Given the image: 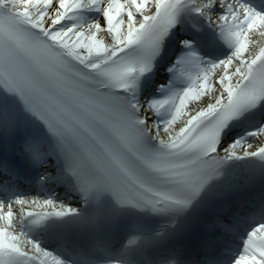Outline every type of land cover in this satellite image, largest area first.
Wrapping results in <instances>:
<instances>
[{
	"label": "snow or ice",
	"instance_id": "snow-or-ice-1",
	"mask_svg": "<svg viewBox=\"0 0 264 264\" xmlns=\"http://www.w3.org/2000/svg\"><path fill=\"white\" fill-rule=\"evenodd\" d=\"M100 2L87 0L93 5ZM102 2L104 21L68 27L62 22L73 10L85 6L84 0H0V8L7 9L0 12V87L16 93L61 145L81 154L99 173L96 179L122 202L133 203L143 191H151L142 181L149 173L174 180L198 194L214 171L211 161L205 159L215 151L208 146L211 125H203V131L197 129L191 135V128L181 129L172 138L170 147L179 145L191 154L190 159L165 158L146 142L147 123L138 118L136 106L129 104L124 94L137 67L141 72L146 70L160 41L176 23L181 0ZM212 3L209 0V5ZM240 7L243 12L229 6L227 15L220 17L223 38L229 42L239 40L237 56L245 52L249 32L264 30V13ZM240 23L247 24V31L235 30ZM105 32L111 33V44L105 42ZM125 50L133 55H121ZM193 57L194 53H190L181 63L189 65ZM237 73L248 83L243 87L227 86L229 100L236 95L226 114L229 117L264 98V63L253 60L247 72L238 68ZM181 74H186L183 69ZM194 93V89L184 93L169 125L180 117L181 109ZM163 103L153 102L154 110L159 112ZM211 110L209 106L205 111ZM256 154L264 155V148ZM6 215L11 217L12 212ZM43 256L51 254L44 252ZM47 264L62 262L52 258ZM235 264H264V224L249 234L244 253Z\"/></svg>",
	"mask_w": 264,
	"mask_h": 264
},
{
	"label": "bare ground",
	"instance_id": "bare-ground-1",
	"mask_svg": "<svg viewBox=\"0 0 264 264\" xmlns=\"http://www.w3.org/2000/svg\"><path fill=\"white\" fill-rule=\"evenodd\" d=\"M85 6H82L78 9L73 10L72 14L69 16L68 20L63 24L65 26L71 27L73 25L77 26H87L94 22L104 21L102 7L103 2L95 5L88 4L87 0H84ZM95 12H99L102 15H99ZM95 13V14H93ZM127 21V17H123ZM106 27V25H105ZM263 34H253L252 39L248 42L245 52L241 53L236 59H231L230 66L219 68L217 71L212 72L204 77L201 81L196 80L192 88L195 93L188 97L187 102L184 105V108L181 109L180 117L169 125V121L176 115V109L180 107L181 100L184 99L183 95H173V98H167L166 100H157V101H147L143 102L144 110L149 112V118H152L150 125L153 127L155 133L158 135L162 141H172L173 137H177L180 134L181 129H186V127L191 123V121L200 115L202 112L212 106V110H215L220 106L228 97L227 86H232L236 88L238 81L242 78L240 74L237 73V69H242L245 72V66L247 61L251 60L254 57V54L264 44V31ZM105 42L111 44L113 38L111 33H104ZM207 77V79H206ZM187 92V91H186ZM166 101L170 102V107L167 112L169 117L164 122H158L157 119H154V115L161 113L162 107L164 108V103ZM153 102H164L163 106L160 108V111L157 112L153 108ZM165 109V108H164ZM260 135V140L264 138V132ZM259 141L254 144L248 145H239L236 147L237 152H253L259 146ZM231 146L229 145V148ZM18 205H9V206H0V246L1 247H11L8 245L15 244V248L22 249L24 251L30 252L31 248H37V245L24 239L15 225V216L18 214H24L25 212H30L36 209L38 206H48L49 203L39 202L37 199H26L19 203ZM11 211L12 216L7 217V213ZM12 237L16 239L13 240ZM7 241V245H6ZM13 248V247H12ZM35 248V249H36ZM40 251L37 254L47 261L52 259L51 257H44L43 253L46 252L43 249L39 248Z\"/></svg>",
	"mask_w": 264,
	"mask_h": 264
}]
</instances>
